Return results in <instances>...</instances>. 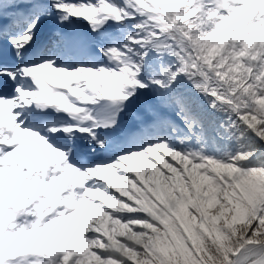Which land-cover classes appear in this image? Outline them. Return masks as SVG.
Listing matches in <instances>:
<instances>
[{
	"label": "snow or ice",
	"instance_id": "snow-or-ice-1",
	"mask_svg": "<svg viewBox=\"0 0 264 264\" xmlns=\"http://www.w3.org/2000/svg\"><path fill=\"white\" fill-rule=\"evenodd\" d=\"M0 264H264V0H0Z\"/></svg>",
	"mask_w": 264,
	"mask_h": 264
}]
</instances>
